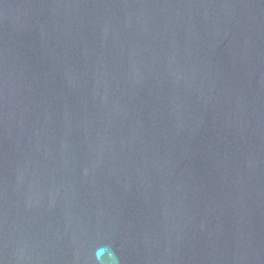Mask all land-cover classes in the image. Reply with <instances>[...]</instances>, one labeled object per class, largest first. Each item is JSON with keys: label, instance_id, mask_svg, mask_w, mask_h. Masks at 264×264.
I'll return each instance as SVG.
<instances>
[{"label": "water", "instance_id": "1", "mask_svg": "<svg viewBox=\"0 0 264 264\" xmlns=\"http://www.w3.org/2000/svg\"><path fill=\"white\" fill-rule=\"evenodd\" d=\"M0 264H264V0H0Z\"/></svg>", "mask_w": 264, "mask_h": 264}, {"label": "clouds", "instance_id": "2", "mask_svg": "<svg viewBox=\"0 0 264 264\" xmlns=\"http://www.w3.org/2000/svg\"><path fill=\"white\" fill-rule=\"evenodd\" d=\"M114 255V254H113Z\"/></svg>", "mask_w": 264, "mask_h": 264}]
</instances>
